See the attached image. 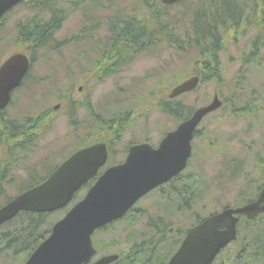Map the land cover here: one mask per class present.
<instances>
[{
  "label": "rangeland",
  "instance_id": "rangeland-1",
  "mask_svg": "<svg viewBox=\"0 0 264 264\" xmlns=\"http://www.w3.org/2000/svg\"><path fill=\"white\" fill-rule=\"evenodd\" d=\"M79 1L72 0L71 5L76 6ZM140 1L145 5L154 6V3H157L160 6L159 0ZM194 1L196 0H184L182 4H174L163 8L162 11L157 8L158 6H155L153 11L158 15H163L160 22V25L163 26L169 20L180 18L184 8L191 7ZM45 2L51 4V2L54 3V0ZM97 2L98 6L107 5L105 9L98 10L101 30L98 31L97 37L103 39V44L104 38L109 34L110 22L116 19H128L127 15H132L134 8L122 9L126 5L130 6L131 0H97ZM84 4L92 3L90 0H86ZM42 11V6L35 7L23 3L4 17L0 28V60L15 50L23 49V45L16 41L17 22L26 17L30 18L32 15L37 20L46 18V14ZM90 15L93 16V12ZM77 16L78 12L76 11L68 14L54 35L55 41H61L65 37L77 34L79 30V28H75L78 23ZM24 24L29 23L24 21ZM253 34V30L245 31L242 36L236 38L235 42L229 43L225 51L219 53L222 80L235 74L234 81H230V83H234L233 87H228L227 91L225 87H215L214 81H203L193 92L178 99L180 104L195 108L210 101L214 89H218L219 97L222 99L227 97L235 107V112H233L229 102L223 104L219 109L205 116L197 127L199 135H201L193 140L195 147L187 169L188 175L194 172H197L198 175V197L193 201V203L196 202L193 205V215L197 213L202 217L209 212L219 211L226 205L236 206L248 199L247 197L253 196L255 188L264 181V66L256 67L254 64H243L241 61L242 56L249 52V39ZM69 50L62 47L59 49L62 51V55L49 57L54 54L53 51L47 48H37L34 51V63L29 79L26 80L22 89L14 90L11 105L5 109V115L12 119H20L23 115L43 113L51 118V126L48 131L40 134L27 150L20 151L15 148L12 157L8 156L7 158L5 151L0 149V160L9 159V170L3 181L4 195L0 197V202L4 201L6 195H15L19 191L17 189L26 182L30 175L44 176L45 169L46 172L50 171L77 148L82 139L85 140L89 137L86 135H90L94 127L82 110L78 109L80 99L89 92L94 107L101 105L108 109L102 112L103 117L117 115L131 117L130 126L121 141L113 146V150L123 148L130 138L133 139L136 137V133L141 132H145L149 141L157 144L163 132L172 129L176 124L174 120L168 119L156 105L159 99H164L171 86L192 71V66L183 60L181 52L175 51L166 41L160 42L150 51L138 56L117 74L102 78L101 83L95 87L84 88L80 92L76 87L81 83L67 78L69 72L65 68V64L69 62L68 57L76 55L75 53L68 54ZM70 51L74 52V50ZM66 54H68L67 60L64 65H61L64 60L60 57ZM74 65L76 66V64ZM73 71V76L76 79L79 77V69ZM142 75L145 78L139 79L138 77ZM134 79L137 81L131 87H127L134 82ZM33 81H36L37 84H32ZM104 99L107 100L106 103L103 102ZM56 101H60L58 108L52 110L51 106ZM244 103H249L253 113L237 112V109L241 108ZM71 121H77L80 124L79 127L77 126L76 132L72 131L76 127L72 126ZM210 138L215 143L206 147L205 152H209V154L220 152L219 149L222 148L228 157L235 159L237 165L226 164L224 166L223 164V166L221 165L222 170L219 171L213 161H205L203 147L211 142ZM249 154L253 156L251 160L247 161L246 155ZM220 158L222 160L223 155L219 156ZM45 159L46 162L49 160L46 168ZM241 161H243V167H241ZM208 182L209 190L206 193ZM222 182L225 187L224 196L221 191L218 194L216 191L221 188ZM214 185L220 186V188H212ZM84 192V190L79 191L77 198L84 195ZM212 195L218 196L214 198ZM157 199L156 194L152 193L149 197L142 198L137 207L148 208L150 213H152L150 209L154 208L155 215H157L159 213L156 205ZM159 210L162 211V209ZM62 212V210L53 212L48 216L47 221L57 220ZM187 219L184 221V226L192 218ZM256 220L249 225L241 222L238 239L223 252L225 261L235 253V250L240 249L243 264H264V235L261 233V231L264 232V215ZM127 222L129 221H121L119 224H114L108 231L95 235L101 251L109 250L113 245L123 246L131 243L125 242L122 231V225H127ZM12 224L14 225V223ZM134 225L140 230L145 226V221L138 216V221H135ZM6 228L4 226L0 231L6 230ZM138 239L136 237L134 241ZM103 246L106 248L103 249ZM16 257L11 255V250H0V264H20L23 259ZM226 264L234 263L226 262Z\"/></svg>",
  "mask_w": 264,
  "mask_h": 264
},
{
  "label": "water",
  "instance_id": "water-1",
  "mask_svg": "<svg viewBox=\"0 0 264 264\" xmlns=\"http://www.w3.org/2000/svg\"><path fill=\"white\" fill-rule=\"evenodd\" d=\"M20 0H0V17ZM176 0H161L169 4ZM29 66L26 54L15 52L0 64V109L11 91L17 87ZM198 83L192 76L174 86L169 98L190 91ZM215 94L206 105L166 133L157 147L144 142L129 147L125 160L108 167L88 188L85 195L51 227L49 235L30 253L24 264H107L117 255H106L90 263L96 253L91 235L95 229L122 216L143 194L181 171L191 151V138L196 125L205 114L221 105ZM106 146L95 142L72 153L39 184L25 190L0 206V224L19 211L50 212L64 207L74 192L105 162ZM264 211V185L255 201L236 209H225L192 227L167 264H210L215 254L235 237L236 217L248 218ZM219 222L224 223L218 229Z\"/></svg>",
  "mask_w": 264,
  "mask_h": 264
},
{
  "label": "trees",
  "instance_id": "trees-1",
  "mask_svg": "<svg viewBox=\"0 0 264 264\" xmlns=\"http://www.w3.org/2000/svg\"><path fill=\"white\" fill-rule=\"evenodd\" d=\"M183 1L179 0L178 4H182ZM154 4L158 5L157 3ZM167 7L169 6L160 5L157 8L162 11L163 8ZM123 10L130 9L125 8ZM150 15L148 16L142 10L134 7L132 15H127L128 19H116L115 26L111 28L109 39L111 41L103 49L104 57L109 61H114L113 57L110 56L111 54L115 53L119 57L121 52H129L131 55L127 60H116L118 65V61L120 63L127 62L134 57L136 52L154 48L160 42L166 41L175 51L182 53L183 60L194 67L202 80H214L216 84H219L222 82L219 53L225 51L228 44L235 42L236 38L242 36L245 31L253 30L254 34L249 39V52L242 56L241 61L243 64H254L256 67L264 66V0H196L191 7L184 8L180 18L169 20L163 26L160 25L163 15H158L154 11L150 12ZM147 17L149 19H146ZM153 20L157 21L158 24L154 25ZM1 23L2 21L0 25ZM123 24L125 25L121 28ZM59 26L60 18L55 14L45 22L37 21L35 24L30 22L23 25L19 23L18 40L23 45H31L32 59H34V51L37 48L58 51L65 44H60L53 39V32ZM142 29L152 32L154 39H142L140 36ZM47 45H50L51 48H48ZM30 74L29 71L24 80H28ZM222 102L223 104L229 102L232 111L235 112L232 101H228L227 97H224ZM157 104L158 109L168 119L175 122L186 118L193 110V107H186L180 104L178 100H168L166 97L163 100H158ZM237 112L242 114L253 113V109L249 103H244L241 108L237 109ZM116 117L101 118L102 129L109 130L115 136L125 130L127 115ZM45 119L46 115L43 113L30 114L23 119H12L5 115L4 110L0 111V147L7 146V158L8 156L12 157L14 154L12 150L15 148L19 150L29 148L34 138L45 131H40L41 126L45 124ZM196 133L199 134V131ZM8 161L9 159L0 160V197L4 195L3 181L9 170ZM226 162L231 166L236 164L234 158H225L222 161V163ZM51 171H45V173L49 174ZM183 174L185 172L181 175ZM44 176L30 175L26 182L21 184L19 191L39 183L44 179ZM9 199L10 197L6 195L0 205ZM50 214L52 213L19 212L12 220L0 227V229L4 226L7 227L6 230L0 231V250H11V255L23 259L22 262L20 261V264H23L30 252L49 233L51 225L55 221L53 219L47 221ZM123 221H129L131 224L130 238L135 240L136 237H143V231L135 228L134 225L135 221H138V217H127ZM112 223L98 229V233L108 231L115 224ZM104 248L106 246H103ZM135 255H141V249L138 250V253L135 252ZM134 264H142L141 258L138 257Z\"/></svg>",
  "mask_w": 264,
  "mask_h": 264
},
{
  "label": "flooded vegetation",
  "instance_id": "flooded-vegetation-1",
  "mask_svg": "<svg viewBox=\"0 0 264 264\" xmlns=\"http://www.w3.org/2000/svg\"><path fill=\"white\" fill-rule=\"evenodd\" d=\"M79 8V11L82 13L80 22L83 25L84 19L85 21H88V18L91 19V15L89 14V9L85 5H80ZM97 16V12L93 14V19H95L96 21H98ZM153 24L156 25L158 24V22L153 20ZM124 25L125 24H123L121 28H123ZM81 27L82 26L78 24L75 28H79L78 31H80L82 30ZM100 30V24L98 22L94 23L92 29L94 39L99 38L97 37V33ZM140 33L142 39H154V35L148 30L142 29ZM144 36L145 38H143ZM85 38L86 37L84 36V34H81L80 39L82 41H85ZM79 48L81 49V51L78 53L79 56L77 57L79 59L78 79L81 81L82 84L80 85L81 87H76L78 92L82 91V89L84 88L88 89L89 87H95L98 83H101L99 76L102 71L117 67V59L127 60L128 58H130L131 55L129 52H121L119 54V57H117V55L114 53L110 55L111 57H113L114 61H109L106 58L103 59L105 55L100 50V47L98 45L92 46L89 42H84V44L81 45ZM136 54L138 56H142L144 52L138 51L136 52ZM70 66L72 65L70 64ZM57 103L59 104V102H56V104ZM80 103L81 104L78 105V109L82 110L83 114H85V116L92 123L96 124L100 120L101 105L100 107L93 106L90 92L82 97ZM46 122L51 123V118L48 117ZM99 133L100 131L94 136H97ZM123 135L124 133L120 137H118L119 141H121ZM145 138V132L136 133V137H134L133 139L130 138L125 143L123 148L113 150L112 154L110 156L108 155V158L105 163L106 167L123 161L127 154L128 147L134 143L145 141ZM252 156L253 155L251 154L246 155V157H248L247 161L251 160ZM192 179L193 175H188L187 173L181 175V173H179L177 174V176L171 178L169 181L162 184L158 188V190L156 191L158 198L156 201V205L159 213L157 215H155L154 208L150 209L152 212L150 213L148 211V208L137 207L138 204H134L131 210L129 209L123 217L115 221V224H119L121 223V221H123V219H126L127 217L137 218L138 216L143 218L145 221V226L141 228V230L143 231V237L139 238L136 241L129 237L131 224L127 222V225H122V231L125 237V242L131 243L125 244L123 246L113 245L111 247L114 248L112 252L118 254V264H134L135 260L138 257L141 258L142 264H166L169 258L179 247L181 240L187 233L188 229L194 226L198 219L197 213H195L194 215L192 214L193 205L196 204V202L193 203V201L197 198V187ZM247 198L248 199L244 198L246 200H243L241 203L243 204L255 199L254 196H250ZM159 209H162V211L160 212ZM234 215L238 216L237 214ZM189 217H191L192 219L189 220V223L186 226H184V221L188 220L187 218ZM238 217L239 221L237 222V229L242 220L245 223H253L256 219L255 218L251 221H245L242 215ZM219 226H221V224ZM139 249H141V255H135V252L138 253ZM234 252L235 253L233 255L226 258V261L223 257L222 251L219 252L212 264H226V262H232L234 264H243V261H241V250L237 249Z\"/></svg>",
  "mask_w": 264,
  "mask_h": 264
}]
</instances>
